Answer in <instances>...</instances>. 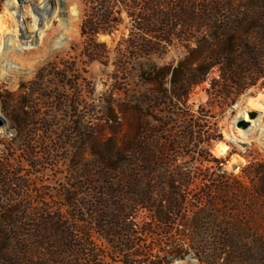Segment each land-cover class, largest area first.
<instances>
[{"label": "trees", "instance_id": "1", "mask_svg": "<svg viewBox=\"0 0 264 264\" xmlns=\"http://www.w3.org/2000/svg\"><path fill=\"white\" fill-rule=\"evenodd\" d=\"M107 3L98 15L87 11L81 25L82 36L89 40L90 63L107 53L105 44L97 41L98 34L120 23L121 18L113 16L122 11L115 10L117 0ZM133 3L127 12L134 17L136 54L150 56L162 46L178 43L188 49L171 72H157L152 78L151 67H141L144 76L150 75L147 83L169 81L171 88L162 100L165 106L172 102L186 106L192 87L214 66L226 82L225 96L237 97L264 85V0H204L202 14L196 0ZM203 25L210 28L208 38L215 43L205 39L207 44L200 50L191 48L194 41L199 42L197 33ZM206 58L209 66L202 64ZM202 122L204 118L192 114L179 133L167 123L170 138L162 159L144 136L146 124H140L134 136V183L129 182L133 175L120 173L119 161H112L107 169L120 173V180L105 181V173L100 172L98 181L74 186L58 206L43 202L31 214L21 204L13 207L0 200V260L6 264H175L178 260L264 264V164L252 163L245 169L248 183L228 174L223 169L225 161L211 152L213 141L222 136L205 130ZM28 125L26 118L18 119L17 133ZM188 148L196 163H213L205 173L172 174L156 166L170 153L185 158ZM9 167L8 161L0 162V194L17 182L7 175ZM214 168L219 171L217 177L210 172ZM197 186L202 192L199 199L193 192ZM130 188L134 191L122 200ZM20 210L24 214L18 216ZM140 211L145 212L143 219Z\"/></svg>", "mask_w": 264, "mask_h": 264}, {"label": "rangeland", "instance_id": "2", "mask_svg": "<svg viewBox=\"0 0 264 264\" xmlns=\"http://www.w3.org/2000/svg\"><path fill=\"white\" fill-rule=\"evenodd\" d=\"M18 1L36 14L43 10L41 0ZM9 2L12 0H0V117L6 121L0 126V162L8 161L7 175L17 178V182L7 186V193L0 194V200L13 207L21 204L32 214L43 202L58 206L74 186L98 181L100 172L109 182H117L123 177L121 172H128L133 175L129 182L134 183L136 128L146 124L144 136L162 159L170 138L166 124L171 123L179 133L182 123L192 114L204 118L205 130L222 136L213 141L211 152L225 161L223 169L228 174L248 183L245 169L252 163L264 164V125L261 129L252 122L264 108V85L251 87L237 97L225 96L222 87L226 82L214 66L192 87L186 106L178 107L174 102L165 106L162 100L171 88L169 81L147 83L150 75L144 76L141 67H151L152 78L157 72H171L188 55V49L178 43L162 46L150 56L136 54L134 44L139 42L134 39V17L127 12L134 0H117L115 10L122 11L113 16L121 18L120 23L112 31L98 34L97 41L105 44L107 53L102 60L91 63L86 53L89 40L82 36L81 25L87 11L98 15L106 9L107 0H54L58 10L53 25L43 28V20L35 23L33 15L28 14L26 29L18 38L17 20L7 8ZM196 2L202 14L207 3ZM225 25L221 22V26ZM200 30L199 42L194 41L191 48L200 50L207 44L205 39L215 43L208 38L207 25ZM156 39L153 37L152 41ZM203 61L209 66L207 58ZM244 110L249 119L240 116ZM23 118L29 125L18 134L17 120ZM33 122L37 124L34 126ZM190 152V148L186 149L185 158L170 153L156 166L161 172L172 174H203L206 167L212 166L213 163H196ZM112 161H119L120 173L107 169V163ZM210 172L213 177L219 173L215 168ZM131 188L122 200L134 191ZM198 191L199 187H194L197 199L202 196ZM216 196L220 198L222 194ZM22 214V210L17 212L18 216ZM139 215L143 219L145 212L140 211ZM0 264L6 262L0 260ZM175 264L196 262L178 260Z\"/></svg>", "mask_w": 264, "mask_h": 264}, {"label": "bare ground", "instance_id": "3", "mask_svg": "<svg viewBox=\"0 0 264 264\" xmlns=\"http://www.w3.org/2000/svg\"><path fill=\"white\" fill-rule=\"evenodd\" d=\"M39 2H40V7L43 9L41 12H39V14H36L35 12H33L32 9H28V10L24 9L23 8L24 5H22L18 0H12V2L8 3L7 8L11 11L12 16L15 17L17 20V29H16V34H15L16 38H18L21 35L22 29H24V28L26 29V25L24 24V22H25V18L28 14L33 15L35 23H37V22L39 23L40 21L43 20L44 21L43 28H49L53 25L55 17L57 16L58 6L57 5L54 6V0H41ZM43 30L44 29L41 30V33L43 32ZM240 116L245 117L246 119H249L247 110L242 111L240 113ZM263 118H264V108L257 115V118L252 121L253 123H255L254 126L259 125L262 129V126L264 125ZM252 129H254V128H251L250 131H252ZM253 131L250 133H253ZM246 135H247V133H246ZM256 136H258V132H257Z\"/></svg>", "mask_w": 264, "mask_h": 264}, {"label": "water", "instance_id": "4", "mask_svg": "<svg viewBox=\"0 0 264 264\" xmlns=\"http://www.w3.org/2000/svg\"><path fill=\"white\" fill-rule=\"evenodd\" d=\"M253 116H256V114H253ZM6 125V121L0 117V126Z\"/></svg>", "mask_w": 264, "mask_h": 264}]
</instances>
